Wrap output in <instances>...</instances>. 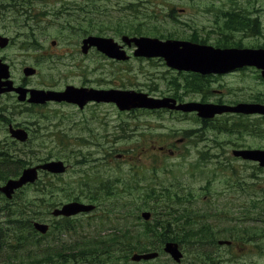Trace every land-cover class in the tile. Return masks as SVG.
I'll return each mask as SVG.
<instances>
[{
  "label": "rangeland",
  "instance_id": "obj_1",
  "mask_svg": "<svg viewBox=\"0 0 264 264\" xmlns=\"http://www.w3.org/2000/svg\"><path fill=\"white\" fill-rule=\"evenodd\" d=\"M86 1L88 12L85 17L84 12L61 14L54 10L53 13H46L45 9L49 6L56 8V0L55 4L53 0H43L41 8L37 0H19V25L14 9L16 2L11 3V9L6 2L0 4L3 18L0 34L12 40L2 54L14 67H18L19 75V68L25 62L34 65L35 53L49 51L52 55L63 56V59L57 64L38 59L39 87L63 88L66 83L79 84L85 80V75L79 76L81 69L68 67L66 56L70 49L74 50L85 28L90 32L88 34L99 32L118 40L121 35L132 36L137 31L148 37L190 40L193 29L199 34H206L210 30L211 15H198L194 13L197 9L213 13L222 7L245 10L254 6L261 8L264 37V0ZM22 8L43 10V13L39 11V15L32 10V15L39 16L40 20L34 22L24 17L28 14H24V10L23 14L20 13ZM52 40L57 42L55 49L50 46ZM30 54L33 56L28 57ZM86 65L88 82L106 87L142 91L182 101L209 102L221 98L224 101L260 100L264 103L263 78L231 75L196 80L197 84L200 82L203 86L195 91L186 85L190 82L189 77L172 73L173 70L167 69L158 59L139 58L123 63L89 58ZM90 108L92 110H88L86 122L77 116L80 111L67 106L27 108L21 114L19 107L15 106L6 112L7 117L15 122H0V150L8 149L9 154L17 155L23 162L10 178L18 177L26 167L50 160H61L68 167L67 172L58 177L40 176L41 182L37 186L18 191L9 202L0 194V208L3 210L0 215V240L5 245L1 250L0 264L18 260V257L10 258L6 243L15 235L14 225L11 226L10 222L16 220L18 212L20 216L37 215L41 217L39 221L43 222L54 219L63 223L53 218L51 211L74 197L85 198L88 195H97L92 197L97 199L101 211H110V207L119 205L118 208L115 206L117 222H103V230L109 232L117 227L124 230L131 226V230L136 229L134 234L117 241L113 249L108 247L105 250L103 242L96 250L100 254L99 264H176L168 254L162 252L163 244L155 243V236L141 234L144 222L138 219L142 224L134 228L136 224L131 216L130 223L120 219L121 212L129 204L128 200L133 198L137 203L134 207L139 206V212L140 209L152 211L150 225H153V221L163 213L164 199L161 197L158 202L156 198H151V194L148 207H142L146 205L143 199L149 189L159 193L162 187L172 188L178 194L179 201L176 200L174 204L187 209L184 218L204 222L203 226L218 232L215 234L217 238H226L234 243L233 247L218 246L216 240L208 238L214 237V234L207 233H198L200 238L182 239V236L176 239L183 240L176 241L183 254L178 264H264V168L232 156V150L238 148L264 149L263 117L227 116L212 125L203 126L196 122L193 115H180L178 112L134 110L127 113L108 105ZM8 124L29 127L30 140L22 145L12 141ZM177 140H181V143ZM160 148L175 152L166 155ZM119 154L126 158L116 159ZM9 168L13 169V166ZM3 183L0 181V185ZM106 186L108 192L104 193L102 188ZM11 215L15 216L11 218ZM86 215L77 218L86 219ZM77 218L72 219L74 223ZM86 228V235L82 231L80 237L55 238L57 235L53 237L55 233L51 230L45 240L59 252L46 258L64 260L62 264H84L81 261L72 262L71 253L66 252L65 248H76L87 256H94L93 243L104 240L103 232L93 236L89 233L93 232V226L87 224ZM116 236L120 238L123 234ZM198 240H211L213 243L198 251L188 245ZM150 244L156 245L154 251H158V257L150 261L132 262L131 255L151 248ZM106 252L115 255L108 256ZM19 257H25L23 263L19 264H39L44 259L40 251L29 249L20 251ZM91 261L88 262L93 264Z\"/></svg>",
  "mask_w": 264,
  "mask_h": 264
},
{
  "label": "flooded vegetation",
  "instance_id": "obj_2",
  "mask_svg": "<svg viewBox=\"0 0 264 264\" xmlns=\"http://www.w3.org/2000/svg\"><path fill=\"white\" fill-rule=\"evenodd\" d=\"M39 1V8L43 7V0H37ZM57 1V6L56 8L53 6H49L48 8H46V13H53V11H57L62 13L65 12H69V14H75L76 12H84L85 17L87 16V12H88V2L86 0H56ZM4 2L7 3V5L10 7V9L12 8V2H16V4L14 5V9L16 10V14L18 16V25H19V0H14L12 2H10L9 0H0V4H4ZM54 4H55V0H53ZM26 5V4H24ZM247 8V7H246ZM23 10H24V14H28V15H24V17H29L31 20H33L34 22H37V20H40L39 16H35L32 15V10L35 11L34 13L37 12V14L39 15L40 12L43 13V10H35L34 8H26V9H21V12L23 14ZM40 11V12H39ZM201 13H204L205 15H211L209 17L210 22V26H209V32L208 33H198L197 30L193 29L190 32V40L193 43L199 44V45H208L211 46L215 49H252V50H259V49H264V37H263V33H262V22H261V8H257V7H250L249 10H245L242 8H238V7H228V8H221L219 9L217 12H213L210 13L209 11H202V12H198V15H201ZM3 21L2 18V13L0 14V22ZM27 21V19H26ZM80 29V28H79ZM81 30V29H80ZM90 32H87L86 28H85V32H81L80 34V39L78 40V42L74 45V50H69L68 56H66V59H68V67H73L75 70H82V72H80L79 76H84L85 75V80L79 84H71V83H66L63 85V88H48V87H39V83L37 82V78L40 74V69H39V65H38V59H44L45 62H49V63H58L59 61H61L63 59V56L61 55H52L51 53L48 52H37L35 53L34 57H33V62L34 65H29L28 62H25V64L21 65L19 68V71H21L20 75L17 73V68L18 67H14L13 64L6 58L5 55L2 54L3 49H6L10 46L12 40L11 39H7L8 44L0 49V60L2 63H6L9 66V79L11 80L13 86L15 88H24L27 90H31V89H36V90H42V91H62L64 90L66 87H73L75 89H93V90H98V91H108V90H115V91H129L130 89H120V88H113V87H106L105 85H101V84H93V83H89L87 76L88 73L87 70V65H86V61L90 58L92 60H109L111 62H123L126 63L128 61H130L131 59H139L136 58L133 55V51H134V47L133 44L130 45H126L122 43L121 37L123 35H121L118 39H115L113 37H109L105 34H100L99 32H96V34L91 33L88 34ZM119 33V32H118ZM239 34H241V36H239ZM211 35V36H210ZM0 36H2L0 34ZM19 36V34H18ZM89 36H95V37H101V38H108V39H112L113 41L117 42V45H120L121 48L125 51V53L127 54L128 58L126 59V61H121V60H117V59H113V58H109L107 57L105 54L100 53L95 47H88L84 50L85 47V43L84 41L89 37ZM237 36H239L237 38ZM4 38V36H2ZM210 37H212L213 39L211 40ZM246 39V40H244ZM244 40V41H243ZM71 45V44H70ZM17 46L19 47V38H18V42H17ZM50 46L52 49H55L57 47V42L52 40L50 42ZM70 48V46H69ZM26 50V49H25ZM29 50V49H28ZM27 53L25 52V55ZM33 54H30L28 57H32ZM19 66V65H18ZM30 70L32 71V73H30L28 76H26L25 71ZM168 71V70H167ZM172 73L178 74V75H183L190 77V78H194V79H216V78H222V77H227V76H231V75H242V76H248V77H256V78H261L262 77V73L261 70L256 68L255 66H242V67H235L232 71H230L227 74H200L198 72H192V73H185V72H175L173 71ZM84 74V75H83ZM138 92H142V91H138ZM149 96L154 97V98H163L166 96H157V95H152L149 94ZM30 98V94L29 92L26 93L25 95V100L24 101H19L18 99V94L14 91L11 92H7L4 93L1 97H0V110H3L5 112H7V110L10 108H14L15 106L19 107V114H21V111L26 110L27 108H32L37 109L38 107L41 108H45L48 106H52L54 108H59L61 106H67L70 107L72 110L73 108L76 111H80L81 113L79 115H77L79 117V119L81 121H86L87 122V112L88 110H92L90 107H96V106H101V105H108L111 106L112 108L114 107L116 109V105L114 103H103V102H95V101H89L84 103L82 106L76 105V104H72V103H66V102H60V103H54V102H46L44 104H35V103H31L28 101V99ZM173 98V97H170ZM176 101H182L183 99H178V98H173ZM245 101H224L223 99H215L212 101H209V103H213V104H218V105H235L238 103H241ZM255 102V101H252ZM4 103V104H2ZM257 103V102H255ZM86 110V111H84ZM162 111V110H161ZM83 115V117H81ZM8 115H4L3 116V122H15L13 119H10L7 117ZM230 116H234L237 118H242V117H246V118H251L252 116L254 117L255 115H252L250 117L247 116H241L239 114H230ZM0 119H2V113H0ZM219 119H213L210 122H215ZM230 121V120H228ZM198 122H205V121H201L198 120ZM12 126V128L14 129H19V127H21L18 124H8L7 126ZM24 128V127H22ZM25 130L29 129V127L24 128ZM30 132V130H27ZM180 141V140H179ZM238 149H248V148H238ZM170 154L173 153V151L169 152ZM40 171L39 176H44V177H50L51 174L49 173H45ZM53 177H57V176H53ZM167 202H169V200H166ZM87 203V202H86ZM100 207L95 206V208L93 209V212L89 215H86V220L87 219H92L95 220L100 212ZM181 209L180 208H167L165 210H163V213H165L167 215V218L165 221H163L165 224L163 226L160 227V236H165V237H169V238H175V237H182L185 235L184 232V220L181 217ZM82 214H78L75 215L73 217H70L68 219H65L66 222H69L70 225L69 229L70 232L69 234L72 235H76L78 233H81L85 227L82 226H78V223H82L83 218H77L79 216H81ZM76 219L75 223L72 219ZM16 228L17 231L15 232V236L14 238L16 239L15 241V246L11 249L13 250V254L14 256H11L10 258H14L18 260L16 261H12V262H7L6 264H19V215H17L16 220ZM51 223L54 225V221H50V226ZM75 225L77 227V229H75ZM96 230H98V226L93 227ZM152 235V234H149ZM11 236V237H13ZM232 245V244H231Z\"/></svg>",
  "mask_w": 264,
  "mask_h": 264
},
{
  "label": "water",
  "instance_id": "obj_3",
  "mask_svg": "<svg viewBox=\"0 0 264 264\" xmlns=\"http://www.w3.org/2000/svg\"><path fill=\"white\" fill-rule=\"evenodd\" d=\"M122 40L127 44L131 42L137 47L134 54L136 56L144 57H163L166 64L169 67L178 70L198 71L201 73L209 72H225L227 69H231L240 65H256L262 68V74L264 76V51L262 52H248V51H219L211 49L210 47L199 46L190 42L181 41H160L158 39H151L147 37L139 38H127L123 37ZM85 47L95 46L97 49L111 58L125 60L127 57L125 53L120 50V47L114 43L111 39H102L98 37H88L85 41ZM7 44V39L0 37V47H4ZM88 44V46H87ZM26 74L32 73V71H25ZM7 66L3 65L0 61V86L2 78H7ZM25 90H19L20 97L23 98ZM73 94V95H72ZM80 97L85 101L86 99H95L105 102H114L120 110H128L134 107H142L149 109H158L167 107L171 109L181 110L184 112L195 111L199 112L200 117L210 118L215 113H221L224 111L238 112V113H260L264 115V105L260 104H238L236 107H216L211 105L201 104H181L175 105V101L172 99L155 100L147 98L144 94H136L134 92L123 91H106L104 94L96 93L94 91H76L68 89L64 93H43L41 91H30V101L43 103L46 100H72L79 102L77 98ZM77 98V99H73ZM12 137L24 141L27 137L23 130H10ZM236 156H241L243 159L258 161L261 166H264V150H241L235 151ZM44 170L51 172H63L64 167L61 162H50L44 165L38 166ZM31 168L24 170L22 176L18 180H10L7 184L0 188L8 198L13 193L14 189L19 188L26 182H33L36 178V169ZM89 207H84L77 203H70L64 205L60 210H55L54 215L70 216L81 211H87ZM146 219L147 215L143 214ZM34 227L42 233H45L47 226L35 223ZM222 243V242H220ZM163 250L171 255V257L179 262L181 253L178 250L177 244L166 243ZM157 256V253L147 254H135L131 257L133 261H139L141 259L147 260Z\"/></svg>",
  "mask_w": 264,
  "mask_h": 264
},
{
  "label": "trees",
  "instance_id": "obj_4",
  "mask_svg": "<svg viewBox=\"0 0 264 264\" xmlns=\"http://www.w3.org/2000/svg\"><path fill=\"white\" fill-rule=\"evenodd\" d=\"M134 34L138 35V34H142V33H139L137 31V32H134ZM186 85H188V87H190L192 89L195 88V86L193 85L192 82L187 83ZM201 86L202 85H200V84L198 85V89L199 90L202 89ZM22 164H23V162H21L19 160L18 156L13 155V154H9L8 149L0 150V181H5L8 178L12 177V175H15V172H17L19 170V167H21ZM10 166H13V169L9 168ZM2 212H3V210H1V208H0V215H1ZM33 216L34 215L20 216L21 218H19V226H20V228H19L20 232L19 233H21V236H22L21 239L23 240L22 241V245H21L22 248L20 247L19 251L20 250H24V249H28V248H30L31 250L32 249H37L38 251H40V253H42V255L44 257V259L41 260L39 262V264L65 263L64 260H62L61 262H52L51 259H47L46 258L47 255L53 256V255L57 254L59 252V249L54 250L56 248L51 247L47 243L29 241L32 238V234L30 233V227H31V223L30 222L33 219L32 218ZM158 217H160V215H158ZM159 220H162V218H160ZM13 225H14V227H13L14 228V232H16L17 228H16L15 220L11 222V226H13ZM183 225H184V229L183 230H185L186 228H187V230H186L185 235L183 236L182 239H184V238L189 239V237H191V238L199 237L198 233L205 234V231L209 230V228L206 227V228H203V231L200 230L202 232H197L199 230V228L202 229V227H201L200 224H198V222H195L193 219L192 220L191 219L190 220L189 219L185 220ZM211 234L212 233L210 231L209 235H211ZM116 235H117L116 233L112 232L110 234L104 235V240L103 241L98 240L100 242H94L93 243V248H94V251H95L94 256L93 255L87 256L85 254V252H80L76 248H65V251L71 253L70 259H71L72 262L81 261V262H84V264H91L88 261L92 260L93 264H99L100 262L98 261V258L100 256V254L96 250L98 248H100V246L103 244V242H104V245L106 246L105 250L108 247H111V249H113V247L115 245H117V241H120L122 238L126 239V237L128 236V235L124 234L121 237L119 236L120 238H117ZM24 237H29V238L27 240H24ZM208 238L216 240L215 236L214 237L213 236H208ZM176 239H177V237H175L174 239H170L169 237H165V236H156L155 243L158 241L157 243H158V245H160V243L164 244L166 241L176 242L177 241ZM182 239H179L178 241L183 242ZM211 243H213L211 240H210V242H206V241L199 242V240H198L197 242H195V243L191 242L188 245L195 247V250L198 251L199 249H202V247L210 245ZM1 246L2 245L0 244V247ZM149 247H151V248H144V250H150V249L155 250V248H157L155 244H150ZM135 249H141V248H135ZM102 254H104V253H102ZM106 254L108 256L115 255L113 252H110V253L106 252ZM127 255L128 254L126 253L125 256H127ZM104 257H106V255H104ZM24 260H25V257H19V262L23 263Z\"/></svg>",
  "mask_w": 264,
  "mask_h": 264
}]
</instances>
